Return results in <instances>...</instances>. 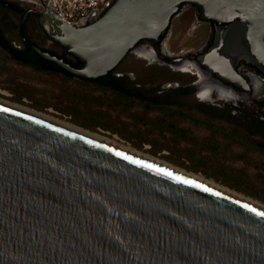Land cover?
Instances as JSON below:
<instances>
[{
    "label": "water",
    "instance_id": "95a60500",
    "mask_svg": "<svg viewBox=\"0 0 264 264\" xmlns=\"http://www.w3.org/2000/svg\"><path fill=\"white\" fill-rule=\"evenodd\" d=\"M27 2V0H17ZM32 12L75 69L105 76L141 40L158 43L182 4L213 28L195 69L210 84L248 90L244 61L264 74V0H113L85 26L62 22L47 0ZM0 4L13 8L4 0ZM155 59H162V56ZM177 68L178 60H172ZM264 213L141 158L0 106V264H264Z\"/></svg>",
    "mask_w": 264,
    "mask_h": 264
},
{
    "label": "rangeland",
    "instance_id": "374dc122",
    "mask_svg": "<svg viewBox=\"0 0 264 264\" xmlns=\"http://www.w3.org/2000/svg\"><path fill=\"white\" fill-rule=\"evenodd\" d=\"M18 2L38 9L34 4ZM182 36L183 31L178 21L174 20L172 31H168L164 40L169 53H178L192 39L186 36V41ZM206 37L203 35L199 40L196 39L197 46L202 45ZM122 61L119 70L129 72L136 68L130 64H140L145 68L147 62L130 52ZM178 74V80H190V75L175 73ZM84 81L75 77L72 83H68L61 80L60 76L17 66L0 51V101L28 108L55 122L73 124L185 172L194 173L191 169L195 168L198 172L194 174L205 178L208 176L206 179L220 185L222 181L235 184L240 192L224 187L264 204L263 153L257 152L249 144L239 145L224 139L218 133L205 129L203 124H187L193 140L177 144L176 140H169L163 131L146 127L144 121L138 124L134 122L131 110L121 113L118 107L108 109L103 100L106 101L110 95L86 90ZM214 123L225 126L218 121ZM204 141H215L219 147L212 151L203 148Z\"/></svg>",
    "mask_w": 264,
    "mask_h": 264
},
{
    "label": "flooded vegetation",
    "instance_id": "af4514ba",
    "mask_svg": "<svg viewBox=\"0 0 264 264\" xmlns=\"http://www.w3.org/2000/svg\"><path fill=\"white\" fill-rule=\"evenodd\" d=\"M25 8V10H34L29 6ZM177 15V17L172 18L167 32L158 43L141 40L130 51L133 55L147 60L144 64L145 68L135 63L130 64L136 67L131 72L121 71L119 70L123 63L121 61L113 69L112 74L118 78L117 90L120 98L117 107L119 111L125 113L131 110L134 117L149 118L152 128L159 130L162 127L167 138L176 140V143H186L188 139L193 140L191 129H188L187 124L202 126L203 111L200 103L216 107L228 105L232 112L233 110H245L246 112L254 110V112H260L264 118V74L252 65L239 61L236 70L245 80L248 90H240L224 82L221 87L210 84L207 78L198 75L194 66L197 63V58L205 53L212 43V25L209 21L200 20L196 7L187 3L180 6ZM174 20L178 21L179 28L183 31L182 37L184 40L187 39L186 36L192 39H189L188 44L178 53L171 54L167 51L164 40L168 31H172ZM35 22L37 23L36 16ZM33 26L34 22L31 21L27 28L24 31L22 30V33L19 32V29L14 32V39L10 40L11 52L3 53L7 55L13 64L26 69H33L30 65L19 64L18 61L13 59L12 51L20 56L25 55L32 64L43 69L44 72L42 73L60 76L61 80L72 83L76 76L68 77L67 72L58 67L57 64L42 58L33 50L32 52L35 55L25 53V49L20 43L26 45L23 37L41 52L61 60L70 67L78 69L81 66L74 56L65 53L62 47L51 41L45 40V44L40 45L41 40L36 37L38 31L33 30ZM203 35L207 36L205 41L202 45L197 46L198 42L195 40H199ZM142 52L151 53L152 58L142 57L140 55ZM155 56H162V59H155ZM172 60H178L181 67L177 68ZM77 62L80 64L79 67H76ZM165 69H169L171 73H186L191 76L190 80L182 82L178 79L164 78L163 76L166 77L169 73ZM99 84L87 80L84 82V88L92 93L104 94L107 91V86L103 81Z\"/></svg>",
    "mask_w": 264,
    "mask_h": 264
},
{
    "label": "trees",
    "instance_id": "16d2710c",
    "mask_svg": "<svg viewBox=\"0 0 264 264\" xmlns=\"http://www.w3.org/2000/svg\"><path fill=\"white\" fill-rule=\"evenodd\" d=\"M7 3L13 5V9H10L7 6L0 5V50L2 52H11L12 45L10 44V40L14 39V32H16L19 29V21L22 13L26 11L25 7L21 5L18 1L13 0H4ZM28 6V5H27ZM29 7L34 8L32 5ZM34 22L33 30L38 31V34L36 37H39L38 39L41 40L39 43L40 45L45 44L46 37L43 35L41 30L39 29L37 23L35 22V16L32 12L27 14L26 20L24 22V26L22 30L24 31L27 28V25L30 22ZM10 36V37H9ZM32 40V39H31ZM22 46L25 49L26 54H32L35 55V53L32 52L31 49H29L26 45H24L22 42H20ZM36 45L39 47V45L36 43ZM24 54V53H23ZM129 52L127 53V55ZM126 55V56H127ZM125 56V57H126ZM12 58L19 62V64H28L33 69L44 72L43 69L38 68L34 64L31 63L30 60L27 59V56L25 55H18L15 54L12 51ZM124 60V58L122 59ZM79 62L76 63V67H79ZM168 73V76H163L164 78H172V79H178V75H175V73H171L169 69H165ZM111 70L108 72L105 76L99 77L97 79H93V83H101V81L104 82V84L107 86V91H105V95H110L106 101H103L107 104L108 109H115L118 106V101L120 98V95L118 94L117 90V82L118 78L112 74ZM68 77H71L72 75L66 73ZM87 81V80H85ZM84 81V82H85ZM101 85V84H99ZM200 106H202L203 111V119L202 123L204 128L209 130L212 133H218L221 137L224 139L227 138L230 141L234 142L235 144L244 145L249 144L252 148H254L257 152L264 154V118L260 112H254V110L250 112H246L245 110H233L228 106L224 105L223 107H216L207 105L205 103H200ZM134 119V122L137 124L140 121H144L146 127L152 126L149 122V118H139V117H132ZM218 121L219 123H223L225 126H219L216 125L214 122ZM78 127V126H77ZM226 127L228 129H226ZM80 128V127H79ZM158 129L160 127H157ZM159 131H163V128L161 127ZM188 142H192V140L188 139ZM178 144V142H177ZM204 147L209 150H213L218 146V144L215 143V141H204L203 142ZM163 149V148H158ZM192 172L197 173V169H191ZM206 178H209L206 176ZM221 184L223 186H226L232 190L240 192L241 190L236 186L235 184H231L227 181H222Z\"/></svg>",
    "mask_w": 264,
    "mask_h": 264
},
{
    "label": "bare ground",
    "instance_id": "6f19581e",
    "mask_svg": "<svg viewBox=\"0 0 264 264\" xmlns=\"http://www.w3.org/2000/svg\"><path fill=\"white\" fill-rule=\"evenodd\" d=\"M27 2H30L32 3L33 1H29L27 0ZM142 57L146 58V59H151L152 58V54L151 53H148V52H142L140 54ZM199 75V74H198ZM202 96V95H201ZM0 106H4V107H7V108H10V109H13V110H16V111H19L21 113H24L26 115H29V116H32V117H35V118H38V119H41L43 121H46V122H49V123H52L56 126H59L65 130H68L70 132H73V133H76L80 136H83V137H86V138H89L91 140H94V141H97V142H100V143H103L107 146H110L114 149H117L121 152H124V153H127V154H130V155H133L135 157H138V158H141L147 162H150V163H153L161 168H164L168 171H171L175 174H178L182 177H185L187 179H190V180H193L199 184H202L206 187H209L215 191H218L222 194H225V195H228V196H231L233 198H236L238 200H241L243 202H246L260 210H263L264 211V204L262 203H259L257 201H254L248 197H245L243 195H240L220 184H217L215 183L214 181L212 180H209V179H206L205 177L201 176V175H198V174H194V173H189V172H185L183 170H180L178 168H175L167 163H164L162 161H159V160H156L154 158H150L148 156H145V155H142L141 153H138L136 152L135 150H133L132 148L128 147V146H125L121 143H117L115 141H112V140H109V139H106V138H103L99 135H96V134H93L89 131H86L84 129H81L73 124H68V123H61V122H55V121H52L50 119H48L47 117L43 116L42 114L40 113H37V112H34L28 108H25V107H22V106H19V105H13V104H9L5 101H0Z\"/></svg>",
    "mask_w": 264,
    "mask_h": 264
},
{
    "label": "built area",
    "instance_id": "2783aa9c",
    "mask_svg": "<svg viewBox=\"0 0 264 264\" xmlns=\"http://www.w3.org/2000/svg\"><path fill=\"white\" fill-rule=\"evenodd\" d=\"M57 17L68 25L85 26L86 18L93 11L98 16L111 7L113 0H47Z\"/></svg>",
    "mask_w": 264,
    "mask_h": 264
},
{
    "label": "snow or ice",
    "instance_id": "6c2138e0",
    "mask_svg": "<svg viewBox=\"0 0 264 264\" xmlns=\"http://www.w3.org/2000/svg\"><path fill=\"white\" fill-rule=\"evenodd\" d=\"M261 215H264V213H262Z\"/></svg>",
    "mask_w": 264,
    "mask_h": 264
}]
</instances>
